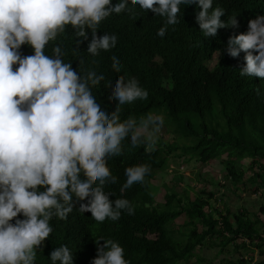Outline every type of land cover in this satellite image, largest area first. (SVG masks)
Returning a JSON list of instances; mask_svg holds the SVG:
<instances>
[{
  "label": "clouds",
  "instance_id": "9594fccd",
  "mask_svg": "<svg viewBox=\"0 0 264 264\" xmlns=\"http://www.w3.org/2000/svg\"><path fill=\"white\" fill-rule=\"evenodd\" d=\"M214 2L0 0V264H36L37 249L53 232L52 218L66 226L77 203L98 222L118 220L122 210L134 213L128 198L110 199L115 193L105 190L118 180L108 160L122 153L126 139L128 148L155 146L165 126L159 112L122 117V105L149 96L137 77L119 75L108 85L103 73L66 54L78 48L96 56L115 47L116 33L97 31L112 13L134 26L151 10L165 18L157 30L161 37L179 23L182 4L198 7L195 19L206 37L239 27V11L222 20L226 9ZM227 51L233 57L244 51L240 75L264 81V14L250 18L246 32L230 36ZM112 60L122 67L118 54ZM255 91L264 95V85ZM150 170L146 162L127 166L121 192L143 183ZM96 244L92 264H131L118 240L96 236ZM48 258L74 264V251L61 244Z\"/></svg>",
  "mask_w": 264,
  "mask_h": 264
},
{
  "label": "trees",
  "instance_id": "16d2710c",
  "mask_svg": "<svg viewBox=\"0 0 264 264\" xmlns=\"http://www.w3.org/2000/svg\"><path fill=\"white\" fill-rule=\"evenodd\" d=\"M216 5L226 9L222 20L239 11V27L229 25L218 29L216 36L206 37L195 19L198 7L182 4L177 14L179 23L168 25L161 37L157 30L165 18L155 16L151 10L134 26L117 22L112 13L97 26V31L116 33L115 47L100 50L96 56L78 48L66 54L67 58L86 63L88 70L94 68L103 73L105 84L115 82L119 75L138 78L149 96L127 107L120 106L122 117L153 111L163 113L165 120L176 126L165 124L157 144L151 148L144 144L128 148L127 144L132 143L126 139L122 153L108 160L118 180L106 185L105 190L115 193L110 194V199L128 198L134 213L122 210L118 220L106 218L98 222L90 211L80 212L77 203L66 226L52 218L53 232L37 249L36 264H51L48 256L54 246L61 244L73 249L74 264H92L98 255L96 236L118 240L131 264H189L192 257L200 263L205 257L197 252L205 242L218 248L222 255L218 264H264V95L258 96L255 91L264 81L258 76L240 75L246 63L244 51L235 57L227 51L229 37L246 32L248 20L264 14V0H215ZM90 34L91 31L85 45ZM114 54L120 56L122 67H113ZM165 133L174 139L162 140ZM223 151L225 159L220 157ZM171 153L183 162L220 158L225 162V173L218 181L222 189L227 186L236 192L233 185L240 184L243 189L259 191L263 201L257 211L244 205L237 210L226 204L218 208L215 204L225 194L216 189L199 190L193 198L186 189L177 192L174 180L183 179L180 173L170 179L173 187L163 182L164 200L155 202L156 190H151L149 181L158 172L166 173L164 168L170 167ZM245 157L250 158L248 176L239 163ZM141 162L151 165L145 181L121 192L125 168ZM182 214L187 218L183 223L188 227L186 231L171 225Z\"/></svg>",
  "mask_w": 264,
  "mask_h": 264
},
{
  "label": "rangeland",
  "instance_id": "374dc122",
  "mask_svg": "<svg viewBox=\"0 0 264 264\" xmlns=\"http://www.w3.org/2000/svg\"><path fill=\"white\" fill-rule=\"evenodd\" d=\"M214 61V59L211 61V66L213 65ZM165 124L173 127L176 126V124L173 125L170 120H165ZM173 139L174 137L168 133H165L162 136V140L167 142ZM220 157L225 159L226 151H223ZM249 161L250 158L245 157L239 162L240 165L244 167V171L247 176L251 173V170L248 168ZM170 162V167L164 168V171H166L164 175L158 172L149 181V184L155 187V189L152 187L151 190H156L153 195L154 201L157 203H162L164 200V193L166 190L162 185L163 182H166L169 186L173 187L172 181H170V179L174 174L180 173H182L183 179L181 181L178 180V182L177 179L174 180V188L177 192H181L182 190L184 191L186 189L188 195L193 198L195 193H197L199 190L216 189L225 194V196H222L220 201L215 204V206H218V208H221L224 206V204H226L231 210H237L239 206L244 205L249 210L257 211L259 203L263 201L262 197L259 196V191L254 193L251 191V188L243 189L240 184L233 185L236 189V192L229 191L227 186L222 189L218 181L220 176L225 173V162L220 160V158H211L205 162H198L194 160H184L183 162L180 158L178 160V158L173 154V156L170 158ZM187 185H189V187H187ZM238 194L240 196H238ZM185 221H187V218L184 214H182L175 218L171 225L173 228L186 231L188 227L183 224ZM179 236L180 235L177 234V237ZM197 253H199L201 256H204L205 260L200 263H195L194 257H192L189 260V264H218L220 258L222 257V255L218 253V248L213 247L206 242L202 247H199V252ZM254 254L256 257H258L257 251H255Z\"/></svg>",
  "mask_w": 264,
  "mask_h": 264
}]
</instances>
